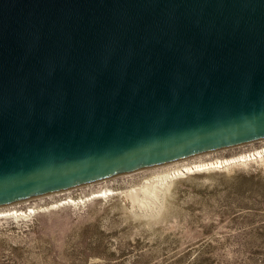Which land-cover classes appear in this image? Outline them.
<instances>
[{"label":"water","instance_id":"obj_1","mask_svg":"<svg viewBox=\"0 0 264 264\" xmlns=\"http://www.w3.org/2000/svg\"><path fill=\"white\" fill-rule=\"evenodd\" d=\"M264 140V0H0V206Z\"/></svg>","mask_w":264,"mask_h":264},{"label":"rangeland","instance_id":"obj_2","mask_svg":"<svg viewBox=\"0 0 264 264\" xmlns=\"http://www.w3.org/2000/svg\"><path fill=\"white\" fill-rule=\"evenodd\" d=\"M262 148L264 140L0 206V264H264V158L180 175L153 209L141 192L186 164Z\"/></svg>","mask_w":264,"mask_h":264},{"label":"bare ground","instance_id":"obj_3","mask_svg":"<svg viewBox=\"0 0 264 264\" xmlns=\"http://www.w3.org/2000/svg\"><path fill=\"white\" fill-rule=\"evenodd\" d=\"M259 158H264V148L254 150L253 152H250L247 154H242V155H239L237 157L230 158V159L215 160V161H211L208 163L199 162L198 164H195V163L186 164V165L182 166L180 169H176L166 176H161L159 178H156V180H154L152 182H147L148 184L145 185L141 189V192L143 193L144 196H148V200L147 201L143 200L142 203L144 205H147V207L149 209H153V208L158 207L161 203V197H162L163 192L169 188L171 181L173 179L179 177L180 175L189 174V173H192L195 171L209 170L212 168L229 167V166L235 165V164H241V163L244 164V163H247L251 160H255V159H259ZM104 192L106 193L107 191H104ZM101 194H103V192L102 193H95L91 196V198L97 197ZM131 196L136 201L139 200V198H138L139 196L136 192L131 193ZM66 201L67 200H65L61 203H66Z\"/></svg>","mask_w":264,"mask_h":264}]
</instances>
